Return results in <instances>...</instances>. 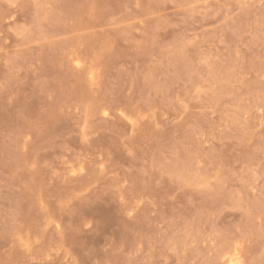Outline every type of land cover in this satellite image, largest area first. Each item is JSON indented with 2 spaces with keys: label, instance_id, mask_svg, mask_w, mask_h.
Returning a JSON list of instances; mask_svg holds the SVG:
<instances>
[{
  "label": "rangeland",
  "instance_id": "rangeland-1",
  "mask_svg": "<svg viewBox=\"0 0 264 264\" xmlns=\"http://www.w3.org/2000/svg\"><path fill=\"white\" fill-rule=\"evenodd\" d=\"M0 264H264V0H0Z\"/></svg>",
  "mask_w": 264,
  "mask_h": 264
}]
</instances>
